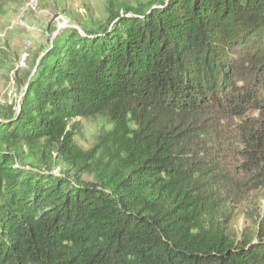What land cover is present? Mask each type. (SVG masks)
Returning a JSON list of instances; mask_svg holds the SVG:
<instances>
[{
  "label": "trees",
  "instance_id": "trees-1",
  "mask_svg": "<svg viewBox=\"0 0 264 264\" xmlns=\"http://www.w3.org/2000/svg\"><path fill=\"white\" fill-rule=\"evenodd\" d=\"M127 12L62 36L0 118V264H264V216L222 220L264 195V0ZM78 118L111 129L85 151Z\"/></svg>",
  "mask_w": 264,
  "mask_h": 264
},
{
  "label": "rangeland",
  "instance_id": "rangeland-1",
  "mask_svg": "<svg viewBox=\"0 0 264 264\" xmlns=\"http://www.w3.org/2000/svg\"><path fill=\"white\" fill-rule=\"evenodd\" d=\"M33 1L32 6V0H0V118L17 106L37 62L62 36L73 31L82 36L89 31L102 32L115 23L112 16L127 10L128 15L147 11L163 0ZM77 120L83 132L75 142L85 151L96 144L102 130L111 129L100 118ZM52 167L55 173L66 169L58 160ZM233 206L222 220L237 238H254L256 222L264 216V195L253 197L252 203Z\"/></svg>",
  "mask_w": 264,
  "mask_h": 264
},
{
  "label": "bare ground",
  "instance_id": "bare-ground-1",
  "mask_svg": "<svg viewBox=\"0 0 264 264\" xmlns=\"http://www.w3.org/2000/svg\"><path fill=\"white\" fill-rule=\"evenodd\" d=\"M33 3L35 4V2H34V1L32 2V6H33ZM37 4H38V3H37ZM29 7H30V6H29ZM35 7H36V6H35ZM35 7H34V8H35ZM32 10H33V9H32Z\"/></svg>",
  "mask_w": 264,
  "mask_h": 264
},
{
  "label": "built area",
  "instance_id": "built-area-1",
  "mask_svg": "<svg viewBox=\"0 0 264 264\" xmlns=\"http://www.w3.org/2000/svg\"><path fill=\"white\" fill-rule=\"evenodd\" d=\"M32 2H33V0H32Z\"/></svg>",
  "mask_w": 264,
  "mask_h": 264
}]
</instances>
